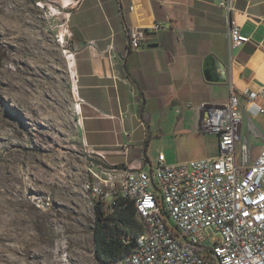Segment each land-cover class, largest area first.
Returning a JSON list of instances; mask_svg holds the SVG:
<instances>
[{
  "label": "crops",
  "instance_id": "1",
  "mask_svg": "<svg viewBox=\"0 0 264 264\" xmlns=\"http://www.w3.org/2000/svg\"><path fill=\"white\" fill-rule=\"evenodd\" d=\"M48 1L63 11L68 28L61 46L76 136L88 155H104L106 164L142 169L160 153L168 163L193 160L169 154L170 148L157 155V143L205 135L197 125L202 102L225 103L233 87L257 91L264 85V0L232 1L250 38L237 47L230 44L220 0ZM131 28L145 31L146 46L138 51L129 47ZM208 60L226 69V82L206 81ZM259 102L264 107V98ZM249 120L261 135L252 139L255 158L264 145V113L246 116V135ZM195 146L201 153L195 159L210 157L198 141Z\"/></svg>",
  "mask_w": 264,
  "mask_h": 264
},
{
  "label": "built area",
  "instance_id": "2",
  "mask_svg": "<svg viewBox=\"0 0 264 264\" xmlns=\"http://www.w3.org/2000/svg\"><path fill=\"white\" fill-rule=\"evenodd\" d=\"M232 1L220 0L219 6L237 47L250 38ZM36 6L50 24L63 13L48 0H36ZM67 33L65 28L58 37L61 44L67 45ZM128 42L133 51L144 48L145 31L131 28ZM64 54L74 58L67 49ZM263 98L264 85L257 91L233 87L227 102L197 107L198 130L217 137L214 157L168 163L160 153L155 164L127 170L106 164L104 155H89L86 190L94 207L101 201L115 228L117 211L132 204L141 227L135 238L121 234L130 250L107 264H264V145L254 158L252 139L261 135L252 120L244 134L246 116L264 113ZM145 228L153 229V238H145ZM197 237H206V245H197Z\"/></svg>",
  "mask_w": 264,
  "mask_h": 264
},
{
  "label": "rangeland",
  "instance_id": "3",
  "mask_svg": "<svg viewBox=\"0 0 264 264\" xmlns=\"http://www.w3.org/2000/svg\"><path fill=\"white\" fill-rule=\"evenodd\" d=\"M65 28V15L50 24L36 0H0V133L7 142L0 141V264L6 257L10 264H34L12 256L27 246L39 253L41 264H103L95 253L96 212L86 190L91 158L76 136L69 74L58 41ZM175 138L176 145L162 138L156 154L170 148L169 154L194 160L201 155L197 141L210 157L218 153L213 135ZM29 157L34 174L25 185ZM15 161L17 186L23 188L12 206L15 192L5 180ZM18 228L24 237H36L32 246L14 240Z\"/></svg>",
  "mask_w": 264,
  "mask_h": 264
},
{
  "label": "trees",
  "instance_id": "4",
  "mask_svg": "<svg viewBox=\"0 0 264 264\" xmlns=\"http://www.w3.org/2000/svg\"><path fill=\"white\" fill-rule=\"evenodd\" d=\"M96 225H95V253L97 258L107 264L117 259L122 252L129 251L130 245L125 246L122 240V233H128L134 238L139 234L141 227L135 218V209L132 204H128L125 209L117 211L116 227L111 226L110 221L105 216L106 211L103 203H95Z\"/></svg>",
  "mask_w": 264,
  "mask_h": 264
},
{
  "label": "bare ground",
  "instance_id": "5",
  "mask_svg": "<svg viewBox=\"0 0 264 264\" xmlns=\"http://www.w3.org/2000/svg\"><path fill=\"white\" fill-rule=\"evenodd\" d=\"M0 141L2 142H5V140H4V138H3V135L0 133ZM9 142H11V141H9ZM5 144H7V142H5ZM26 164L29 166V169L27 170V175H28V180H27V182L25 183V185H28L31 181H32V179H33V174H34V161H33V159H32V157H29L28 159H27V162H26ZM13 167H12V170L6 175V182L7 183H9L10 184V187H12V189L14 190V192H15V196H14V199H12V200H9L10 202H11V204L10 205H12V206H16L17 205V203L19 202L18 201V198L19 197H22V186H20V187H18L17 185H19L21 182H19V176H18V171H17V167H18V162H13ZM7 191L8 190H6V191H4L5 193H7ZM18 197V198H17ZM20 221V220H19ZM23 221V220H22ZM17 227H19V225L17 226ZM15 233H13L14 235H12L13 236V238H14V240L16 239H22V241H26V245H29V246H32V242H33V240H34V238L36 239V237H34L33 238V236H25L24 237V233L25 232H23V229L22 228H18V229H16V231H14ZM36 234V233H35ZM10 235V234H9ZM25 235H27V234H25ZM11 236V235H10ZM5 238V237H4ZM145 238H153V229L152 228H145ZM8 239H10V238H8ZM7 238H5L4 239V241H7L8 240ZM13 240V239H12ZM37 240V239H36ZM1 241V240H0ZM3 241V240H2ZM11 241V240H10ZM1 244H3V243H1ZM41 244V243H40ZM35 245H36V243H35ZM197 245H206V237H197ZM33 246H34V244H33ZM5 246H4V244H3V249H2V251L4 250V249H6V248H4ZM9 247H7V249H8ZM19 248V247H18ZM30 248H32V247H30ZM28 246L26 247V249L24 250V249H22V247L20 248V250H15L16 252L12 255V256H14L15 257V260H16V262L18 261H21V260H24V262L23 263H25V261H28V262H33L34 264H41L40 263V255H39V253L37 254L36 252H33L32 251V249H30ZM46 248V247H45ZM9 250V249H8ZM7 250V251H8ZM37 250V249H36ZM44 250V249H43ZM12 251H14V250H12ZM5 252V251H4ZM11 252V251H10ZM9 252V253H10ZM9 253H7V254H9ZM2 254H3V252H2ZM1 254V255H2ZM7 254L5 255V256H7ZM11 255V254H10ZM9 255V256H10ZM2 257V256H1ZM3 258V257H2ZM2 258H0V259H2ZM11 258V257H10ZM2 261V260H1ZM0 261V262H1ZM3 262H5L6 264H10V262H11V260H9V259H7V257L5 258V259H3ZM14 262V261H13ZM20 263V262H19ZM27 263V262H26ZM13 264H15V263H13ZM31 264V263H30Z\"/></svg>",
  "mask_w": 264,
  "mask_h": 264
},
{
  "label": "water",
  "instance_id": "6",
  "mask_svg": "<svg viewBox=\"0 0 264 264\" xmlns=\"http://www.w3.org/2000/svg\"><path fill=\"white\" fill-rule=\"evenodd\" d=\"M204 76L208 82H226L227 81V71L225 68L219 67L218 64H212L211 60H208L205 65ZM134 247V245H133Z\"/></svg>",
  "mask_w": 264,
  "mask_h": 264
}]
</instances>
